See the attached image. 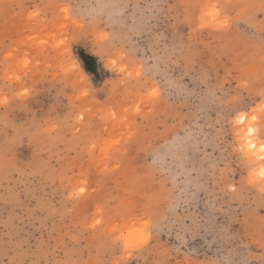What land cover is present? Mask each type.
<instances>
[{
    "label": "rangeland",
    "instance_id": "1",
    "mask_svg": "<svg viewBox=\"0 0 264 264\" xmlns=\"http://www.w3.org/2000/svg\"><path fill=\"white\" fill-rule=\"evenodd\" d=\"M261 148L264 0H0V264H264Z\"/></svg>",
    "mask_w": 264,
    "mask_h": 264
},
{
    "label": "bare ground",
    "instance_id": "2",
    "mask_svg": "<svg viewBox=\"0 0 264 264\" xmlns=\"http://www.w3.org/2000/svg\"><path fill=\"white\" fill-rule=\"evenodd\" d=\"M255 142L254 141H251L250 143H249V145L251 146V147H253L255 144H254Z\"/></svg>",
    "mask_w": 264,
    "mask_h": 264
},
{
    "label": "snow or ice",
    "instance_id": "3",
    "mask_svg": "<svg viewBox=\"0 0 264 264\" xmlns=\"http://www.w3.org/2000/svg\"><path fill=\"white\" fill-rule=\"evenodd\" d=\"M261 151H264V148H261Z\"/></svg>",
    "mask_w": 264,
    "mask_h": 264
}]
</instances>
